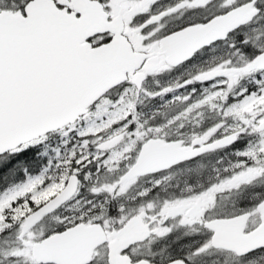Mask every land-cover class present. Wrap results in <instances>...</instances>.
Listing matches in <instances>:
<instances>
[{
	"label": "snow or ice",
	"instance_id": "6c2138e0",
	"mask_svg": "<svg viewBox=\"0 0 264 264\" xmlns=\"http://www.w3.org/2000/svg\"><path fill=\"white\" fill-rule=\"evenodd\" d=\"M0 264H264V0H0Z\"/></svg>",
	"mask_w": 264,
	"mask_h": 264
}]
</instances>
